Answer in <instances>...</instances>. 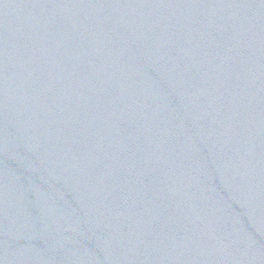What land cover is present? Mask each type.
<instances>
[{
    "label": "water",
    "instance_id": "95a60500",
    "mask_svg": "<svg viewBox=\"0 0 264 264\" xmlns=\"http://www.w3.org/2000/svg\"><path fill=\"white\" fill-rule=\"evenodd\" d=\"M0 264H264V0H0Z\"/></svg>",
    "mask_w": 264,
    "mask_h": 264
}]
</instances>
